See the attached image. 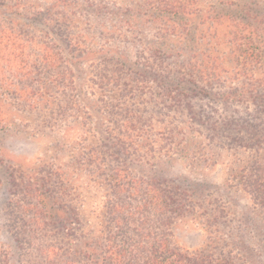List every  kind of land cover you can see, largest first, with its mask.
Segmentation results:
<instances>
[{"label":"rangeland","instance_id":"1","mask_svg":"<svg viewBox=\"0 0 264 264\" xmlns=\"http://www.w3.org/2000/svg\"><path fill=\"white\" fill-rule=\"evenodd\" d=\"M144 3L0 0L1 27L24 38L0 41V264H118L117 221L133 244L149 230L172 250L264 264V210L240 181L264 157L245 129H264V0H196L193 17ZM210 55L221 76L207 83L190 65ZM129 178L193 203L131 222L145 196L129 198ZM144 243L126 264L146 262Z\"/></svg>","mask_w":264,"mask_h":264},{"label":"trees","instance_id":"2","mask_svg":"<svg viewBox=\"0 0 264 264\" xmlns=\"http://www.w3.org/2000/svg\"><path fill=\"white\" fill-rule=\"evenodd\" d=\"M145 1L146 4L144 3V8H150L153 10V14L168 13L177 17H193L197 14L196 6L193 4L196 0H144V2ZM227 5L228 4L221 2L216 4L214 9H218L220 6L228 7ZM208 21L211 24V29L213 30L223 21V19L210 15ZM3 40H8L9 42L13 41L16 45L17 41H24V38L21 32L12 31V29L3 28L0 25V41ZM190 67L197 73V76L202 82L208 83L221 76V74H219L220 72H218L219 60L217 58H213L211 55L202 60L192 59ZM181 82L182 81L176 84L177 88L180 87L182 84ZM177 95L178 97H185L182 92ZM171 97L175 99V97ZM253 104L259 106L258 109L260 108V111L261 107L264 109V102H253ZM246 123V131L249 129L256 130L261 139L259 141L264 144V129H261V126H257L256 124ZM238 124L239 121L237 120L229 121L226 128L229 130L231 127H237ZM233 141L236 143L238 139H234ZM252 165L254 166L251 168V172H243V176L240 181L245 189L250 191V193L254 196L257 205L264 210V157L259 156V158ZM124 182L126 183L125 186L127 188L129 198L140 196V190H144L143 194L145 196V201L141 202L140 206H136L128 212V216L131 218L129 220L131 222H134L133 219L140 212L153 211L156 214L164 216V223L167 224L170 221V218L166 217L167 215H172V217H181L184 215V212L188 211V208H190L189 206L193 203L191 200L192 196L188 191L182 189L178 185H172L167 180L162 181L159 179H150L145 181L137 178H129L125 179ZM125 186H122L121 188L124 190ZM215 220L218 221L216 214L213 215V221ZM116 224V228L120 232L113 241L110 239L109 244L112 243V247H114L113 254L116 257V260H118V264H126V258L128 256H133V249L137 246L140 247L142 241L144 240V244L150 247L147 255L148 259L144 264H245L244 261L239 259L241 257L244 258L243 256H234L230 253L227 255L222 254L223 256L216 257L212 256L209 252L203 253L204 251L189 254L187 252L172 250L167 246L165 240L159 238L158 236H154L153 232H149V230L142 234V241L136 242L138 244H133L132 241L127 239V232L121 229L123 225H120V222L118 221ZM136 230L140 232L139 228ZM225 247H230L228 242H226ZM127 264L130 263L128 262Z\"/></svg>","mask_w":264,"mask_h":264}]
</instances>
